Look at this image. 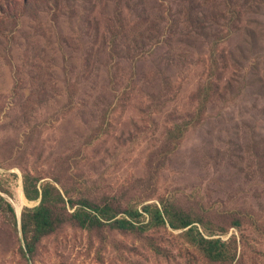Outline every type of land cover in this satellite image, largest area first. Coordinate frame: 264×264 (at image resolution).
Segmentation results:
<instances>
[{
  "label": "rangeland",
  "instance_id": "374dc122",
  "mask_svg": "<svg viewBox=\"0 0 264 264\" xmlns=\"http://www.w3.org/2000/svg\"><path fill=\"white\" fill-rule=\"evenodd\" d=\"M0 264H264V0H0Z\"/></svg>",
  "mask_w": 264,
  "mask_h": 264
},
{
  "label": "trees",
  "instance_id": "16d2710c",
  "mask_svg": "<svg viewBox=\"0 0 264 264\" xmlns=\"http://www.w3.org/2000/svg\"><path fill=\"white\" fill-rule=\"evenodd\" d=\"M40 192L35 189V195L33 198L37 199ZM50 195L51 189L49 186L44 187L42 192V201L39 207L26 211L22 219V230L26 240V246L28 252H32L35 243L39 239L52 232L56 228V221L53 216L52 209L50 207ZM144 212L150 216V225L160 226L164 224L169 218L168 223L174 227H187L191 224L190 220L182 215L178 211L173 210H161L158 207L151 205L145 206ZM127 214L134 219L141 216L142 213L137 211H128ZM73 219L82 227H92L96 223H100V220L111 221L115 215L110 213L109 207L92 206L85 202L82 204V208L76 210L73 215ZM111 226L120 230H132L135 228V224L128 219H116L112 221ZM32 225V226H31ZM32 227L31 240L28 237V228ZM192 236V235H191ZM195 243H197L212 260L223 261L227 258V246L226 243L221 240H209L203 236L192 237Z\"/></svg>",
  "mask_w": 264,
  "mask_h": 264
},
{
  "label": "bare ground",
  "instance_id": "6f19581e",
  "mask_svg": "<svg viewBox=\"0 0 264 264\" xmlns=\"http://www.w3.org/2000/svg\"><path fill=\"white\" fill-rule=\"evenodd\" d=\"M17 210H18V208H17Z\"/></svg>",
  "mask_w": 264,
  "mask_h": 264
}]
</instances>
